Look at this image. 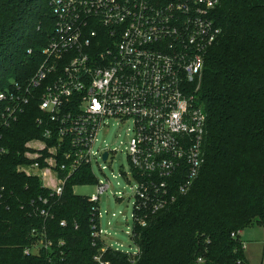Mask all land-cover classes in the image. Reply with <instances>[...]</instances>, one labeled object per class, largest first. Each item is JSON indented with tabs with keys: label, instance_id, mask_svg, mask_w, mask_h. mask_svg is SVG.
<instances>
[{
	"label": "built area",
	"instance_id": "obj_1",
	"mask_svg": "<svg viewBox=\"0 0 264 264\" xmlns=\"http://www.w3.org/2000/svg\"><path fill=\"white\" fill-rule=\"evenodd\" d=\"M47 1L54 25L37 70L26 84L12 82L0 92V129L35 102V123L42 130L24 144L23 163L15 171L38 178L48 192L39 198L46 208H36L46 221L53 197L61 196L70 176L109 160L114 150L96 147L99 132L111 122L126 125L132 227H144L173 201L172 191L187 188L204 162L206 115L192 92L220 35L212 20L220 0ZM108 187L99 183L88 197L97 204L98 220L99 196ZM3 192L0 186V202ZM92 229L91 236L103 242L93 260L107 264L101 257L109 245L100 225ZM31 236L25 255L64 245L44 227Z\"/></svg>",
	"mask_w": 264,
	"mask_h": 264
},
{
	"label": "trees",
	"instance_id": "obj_2",
	"mask_svg": "<svg viewBox=\"0 0 264 264\" xmlns=\"http://www.w3.org/2000/svg\"><path fill=\"white\" fill-rule=\"evenodd\" d=\"M212 20L220 35L192 92L206 115L204 162L146 226L132 227L136 251L108 246L101 257L107 264H247L240 233L264 225V0H220ZM53 25L47 0H0V92L32 77ZM37 116L31 102L0 129V264H98L93 256L103 242L91 236L99 228L97 204L73 191L97 184L90 167L66 180L46 221L36 208H46L39 198L48 192L38 178L15 171L24 144L41 136ZM42 227L64 245L25 255L31 231Z\"/></svg>",
	"mask_w": 264,
	"mask_h": 264
},
{
	"label": "rangeland",
	"instance_id": "obj_3",
	"mask_svg": "<svg viewBox=\"0 0 264 264\" xmlns=\"http://www.w3.org/2000/svg\"><path fill=\"white\" fill-rule=\"evenodd\" d=\"M100 131L96 147L114 150L108 161L97 160L92 164V172L97 184H108V189L99 196V225L105 243L122 252H135L131 241L132 229V185L127 182L125 173L129 172L126 148V125H115ZM16 170V169H15ZM96 185L77 186L74 194L90 197L97 192ZM247 264H261L264 248V225L253 224L240 233Z\"/></svg>",
	"mask_w": 264,
	"mask_h": 264
},
{
	"label": "water",
	"instance_id": "obj_4",
	"mask_svg": "<svg viewBox=\"0 0 264 264\" xmlns=\"http://www.w3.org/2000/svg\"><path fill=\"white\" fill-rule=\"evenodd\" d=\"M102 158H103V160H106L107 159V153H104Z\"/></svg>",
	"mask_w": 264,
	"mask_h": 264
}]
</instances>
